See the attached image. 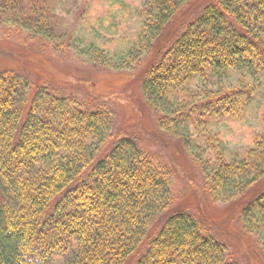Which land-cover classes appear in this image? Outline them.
Segmentation results:
<instances>
[{
	"label": "trees",
	"instance_id": "16d2710c",
	"mask_svg": "<svg viewBox=\"0 0 264 264\" xmlns=\"http://www.w3.org/2000/svg\"><path fill=\"white\" fill-rule=\"evenodd\" d=\"M20 7L0 0V264H264V118L242 150L217 129L264 88V0H145L80 71Z\"/></svg>",
	"mask_w": 264,
	"mask_h": 264
},
{
	"label": "rangeland",
	"instance_id": "374dc122",
	"mask_svg": "<svg viewBox=\"0 0 264 264\" xmlns=\"http://www.w3.org/2000/svg\"><path fill=\"white\" fill-rule=\"evenodd\" d=\"M144 1L20 0V5L24 10L23 15L30 10L37 11L34 16L37 20L33 25L44 23V27H48L55 38L56 46L59 47L57 53L64 65L80 71L93 68L88 55L84 53L91 42L104 47L107 54L115 58L130 46L140 26L138 13ZM23 20L26 25L31 23L27 18ZM115 60L122 65L119 59ZM263 118L264 88L243 119L222 120L217 123V129L223 134L228 151L247 148L252 135L262 129ZM169 139L175 141L172 137ZM159 143L161 146L155 149L166 156L170 152L175 156L174 153L178 152V148L166 140L161 139ZM180 182L175 172V188L180 187Z\"/></svg>",
	"mask_w": 264,
	"mask_h": 264
}]
</instances>
